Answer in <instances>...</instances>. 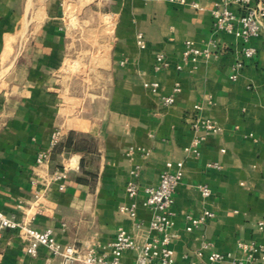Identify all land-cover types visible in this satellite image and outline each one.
<instances>
[{
    "label": "crops",
    "instance_id": "1",
    "mask_svg": "<svg viewBox=\"0 0 264 264\" xmlns=\"http://www.w3.org/2000/svg\"><path fill=\"white\" fill-rule=\"evenodd\" d=\"M212 1L204 0L208 8ZM212 25L209 11L167 0H0V210L41 231L52 228L62 245L107 252L121 227L140 242L158 236L147 230L154 211L143 205L145 188L159 183L167 162L175 171L183 161L172 207L173 264H213L212 251L226 255L221 264H262L238 242L264 245L257 230L264 219V24L250 42L257 48L251 59L243 57L240 39L214 34ZM139 32L145 48L137 45ZM211 40L218 57L177 69L186 41L201 47ZM158 54L168 63L160 71ZM147 81H158L164 94L179 82L181 92L164 106ZM195 105L221 127L198 157L184 150L195 136L188 119ZM56 129L63 136L38 169V152L50 149ZM137 164L140 191L131 218L121 207L130 203L126 184ZM64 168L68 177L55 180ZM206 210L215 216L188 231L187 217ZM28 244L19 230L6 229L0 264H61L43 246L28 254ZM135 259L136 251L127 250L121 264Z\"/></svg>",
    "mask_w": 264,
    "mask_h": 264
},
{
    "label": "built area",
    "instance_id": "2",
    "mask_svg": "<svg viewBox=\"0 0 264 264\" xmlns=\"http://www.w3.org/2000/svg\"><path fill=\"white\" fill-rule=\"evenodd\" d=\"M169 3L178 5H190L198 12L209 11L213 18V33H227L242 41V54L245 59H251L257 55V48L250 44L251 40L258 37L264 24V0H215L211 2L208 8L204 0H167ZM137 45L140 48L146 47V38L142 32L137 34ZM218 44L215 40L209 41L205 46H196L192 41H186L181 62L177 65L178 70L194 65L201 59L218 57ZM124 62H122L123 64ZM243 60L237 61L232 66L230 75L231 80L238 78V71L243 67ZM168 66L163 54H158L155 59L154 69L160 71ZM144 87L151 93L159 96L160 102L164 106H171L176 101V95L181 92V84L176 82L171 94H164L158 81L144 82ZM202 107L195 105L193 111L189 113L188 119L191 129L195 132L190 144L185 147L187 155L192 157L200 156V146L213 134L221 131V127L210 117L202 118L200 112ZM63 136L61 129H56L50 138V149L40 150L36 158V167L46 166L50 158V150L54 148ZM132 149L128 154H132ZM148 154L147 152L145 153ZM175 171L172 162H167L166 167L160 173V180L156 186H147L145 188L146 199L143 202L145 207L154 211L153 217L147 225L148 232L155 231L157 237L147 238L143 241L136 240L124 228H119L115 239L109 243L107 252H100L96 245L84 244L78 247L73 244L62 245L56 239L52 228H46L41 231L32 225L18 221L13 215H7L0 210V236L6 229L19 230L27 237L29 244L26 252L35 256L40 246L46 247L52 255L61 258V264H121L125 251H136L135 264H173L174 251L170 247L171 240L174 238L172 228L175 225L173 211L174 195L181 182L183 172V161L176 163ZM210 167L220 168L219 163H210ZM142 170V165L137 164L131 171L132 179L126 184V193L130 199L127 206H122L121 210L127 212L131 218L136 217L137 201L136 197L140 191V185L137 181ZM52 177L55 180L62 181L68 177V168L62 171H56ZM64 188V184L60 185ZM203 197L211 195V189L208 185L199 186ZM215 216L212 210H206L199 217L188 216L187 230L192 231L205 223L209 218ZM137 228L143 227L142 223H136ZM257 230L264 232V219L257 222ZM211 244L206 242L204 247L208 248ZM238 247L242 249L248 258H254L258 254L262 264H264V245L254 240L239 241ZM226 255L212 251L209 259L213 264H221L225 261ZM242 264V263H241Z\"/></svg>",
    "mask_w": 264,
    "mask_h": 264
},
{
    "label": "rangeland",
    "instance_id": "3",
    "mask_svg": "<svg viewBox=\"0 0 264 264\" xmlns=\"http://www.w3.org/2000/svg\"><path fill=\"white\" fill-rule=\"evenodd\" d=\"M89 2L90 1H96V0H88ZM75 9H76V7H74V6H69L68 7V12L69 13H71V14H75L74 12H75ZM73 70H75V69H73Z\"/></svg>",
    "mask_w": 264,
    "mask_h": 264
},
{
    "label": "trees",
    "instance_id": "4",
    "mask_svg": "<svg viewBox=\"0 0 264 264\" xmlns=\"http://www.w3.org/2000/svg\"><path fill=\"white\" fill-rule=\"evenodd\" d=\"M82 137H83V139H85V141L87 140L90 143L91 146L94 145L93 139L91 137H86V136H82Z\"/></svg>",
    "mask_w": 264,
    "mask_h": 264
}]
</instances>
